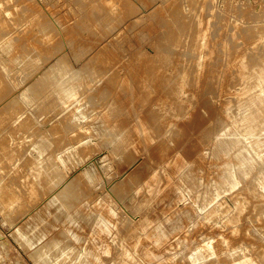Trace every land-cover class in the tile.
I'll use <instances>...</instances> for the list:
<instances>
[{"label": "rangeland", "instance_id": "rangeland-1", "mask_svg": "<svg viewBox=\"0 0 264 264\" xmlns=\"http://www.w3.org/2000/svg\"><path fill=\"white\" fill-rule=\"evenodd\" d=\"M0 2L4 3L3 6H6L5 8L11 9L13 6H15L16 12L10 17H3L0 15V33L4 34V38L10 40H8V43L11 42L10 44L13 45L11 46L8 44V47L10 48V52L8 53L9 58H13V64H9L11 68H9L10 75H6L5 77L3 75L1 79L5 91L0 93V196L3 198L8 197L18 199L14 205L0 207V264H37L33 257L35 249L38 248L37 246L44 244L45 241H50L51 238L62 239V244L67 246V253L60 257L61 260L53 259L51 264H89V257L87 258V255L85 254L88 247L93 249L96 248L95 250L97 255L100 257L99 262H102L101 264H123L122 262L124 260V256L122 255L124 254L123 251L127 247L126 245H128L127 242L130 240V236L135 239L138 237V235H140V225L142 224V221L147 217V215L154 211L153 203L162 192V189L165 185V178L168 174L170 163L172 162V157H169V159L167 158V161L164 164L165 166H156L154 163L148 160V155L144 154V150H141L140 152L135 153L133 158H127L124 156V161L120 164V156L124 155L127 143L124 142L126 146L125 147L123 143L121 144V142H114V144H110L108 140L106 141V139L113 138V135L115 136L116 133L121 129L127 128L129 131V129H135L136 127L138 128L139 126H137V121L148 120V109L153 107L154 104L159 103L157 97L159 95L156 91L151 90L147 96L143 97V95L141 96L139 92L142 88L138 85L136 86V83L134 85L131 82V66L134 64V60L137 59L141 52L149 54L156 53L160 49L161 43H166V30L168 29L167 21L172 17L178 16L174 13V11H177V9H179L183 14H200L199 16L201 18H205L207 21H209L208 41L209 44H216L218 43V40H220L221 36L222 38H229L231 35H233V32L235 31V24H240L242 21L244 22V19L245 22L249 20L253 21L256 12L257 17L255 16V19L257 18L256 20L260 19L261 21L254 23H257L259 26H262L261 24L264 25V0H0ZM113 8L114 12H111ZM239 11L240 16L237 13ZM28 17L30 20H26ZM220 17H222L224 20ZM236 17L238 20H236ZM255 19L254 21H256ZM229 26H231L233 29ZM50 28L53 31H51ZM243 28L244 26L242 29ZM210 32L212 34L211 37ZM12 36H14L15 42H13ZM237 38L238 39L234 40L233 43L235 45L236 43H238V45L241 44L236 48L239 49V52H242V50L247 48V45L244 40L239 37V35ZM35 39L40 43L35 42ZM11 48L13 49V53ZM28 49L30 50L28 51ZM216 50L217 48L215 49V59H217V56L219 55L218 50ZM16 53H18L20 57L22 56L23 58H20ZM8 54H4L3 52L0 53L1 57L3 58H6ZM17 56L18 58H16ZM23 61H25V63H23ZM217 70L218 67L213 69L215 74ZM68 71L72 73V75H70ZM206 75L207 73L203 74V76L198 80V86L193 85L190 88L191 90L189 89L191 94H195L198 102L201 99V80H205ZM225 82V87L232 88L234 83H236V79L234 77L232 78V76H229ZM26 87L27 91L25 90L22 93L23 95L21 94L19 96L21 90ZM55 88L57 89L55 90ZM95 88L96 90H94ZM36 92H38V94ZM72 94L77 96L78 99L80 98L78 101L79 103L74 102V99L70 97ZM11 99L16 100L13 106L4 109ZM13 107L15 108L10 111V109ZM194 109L191 110L192 114L196 115L198 111L200 112L198 108H196V110ZM96 111L98 112V116ZM20 113L24 114L22 121L17 125H13L12 118H15L16 115H19ZM234 113L236 117L241 114V112L238 111H234ZM194 115L191 117L192 121L196 119ZM203 117L204 120H208L210 118V112H205ZM182 119L183 118H177L175 120L178 122H186L187 120L186 118L183 120ZM101 121L105 122L103 123ZM72 127L73 129H71ZM111 127H113L114 131ZM188 128H193V130H195L194 127H187L184 129ZM109 132H111V134ZM107 133H109L110 137ZM132 134L136 133L133 132ZM22 135L24 136L22 137ZM84 136L87 138L86 140ZM74 144H76V146ZM117 146L119 150L116 149ZM12 148H14V150ZM28 148L30 151L27 150ZM208 148L205 151H208ZM261 149L258 150L259 152H257L258 154L260 153L262 157H264V150ZM205 151L204 156L207 157L208 155L207 159L203 158L202 160H195L192 158V160H195H193L195 162L193 168L196 169L195 171H197L195 172V176L198 175V178L201 177V182L198 183L199 185L197 184L195 191L192 193L184 189L183 193H181L180 199L175 204V207H193V209L191 208L193 211V216L191 220L188 221V226L186 225V227L182 231H179V233L172 234L170 237L171 239L169 238V240H167L162 245V249H165L162 256L163 258L161 257L158 261L160 263L148 262L147 264H200L203 261L193 263L192 260L188 258L189 254L194 253L198 244L204 243V241L207 240L213 239V244H215V246L218 245L222 237L231 242V249L238 248L237 251L232 253L234 258L236 256V258H238L242 255V252L239 249L244 245L242 243L244 242L246 234L243 233L246 231V229H249L250 236H248V238H250L251 241L256 244H263L253 239L254 236L261 237V234H255L256 231H254L257 229L255 225L259 224L260 222L251 221L250 217L247 215L250 212L251 204H249V209L247 206L244 208L245 210L243 209L241 212L242 216L240 215L239 221L234 224L236 226V231L233 230V225L225 219H213V221L206 220L204 217L205 214H203L206 212V210H200L197 206H195V194L197 195L200 190L203 192V190L206 188L205 184L207 185L214 175V177L217 178L215 173V169H218L217 165H219L220 162L222 163V161H225V159H229L223 157V159L212 158L215 161L214 162L211 159L213 155L210 150L208 151L209 154ZM116 152L118 154H116ZM250 152L254 153L252 151ZM20 154L23 158H21ZM31 156L32 159L33 157L36 159L32 160ZM217 160L219 162H217ZM203 161L205 162L203 163ZM196 162L199 164V166H197L198 164ZM204 164H208V166ZM202 165L204 167H202L203 170L201 169ZM209 166H211L212 171ZM152 167H159V171H157L158 180L161 177L159 181H156L157 184L153 185V192L149 191L150 189H146V187H137L139 192L137 190V192H135L134 188H129L130 181L126 183L129 179V176L126 177L127 173L135 175L138 180L141 179L142 176V179L145 181L143 175L146 174V171H152V169H155ZM197 167L200 171V174L198 173L199 171ZM9 171H11V173ZM2 177L4 178L1 179ZM8 178H10V180ZM50 178H52V181ZM143 180L139 182H143ZM13 181L15 183H13ZM203 181L204 184H202ZM177 182L180 183V181ZM155 186H157V188L154 190ZM240 186L241 184L237 186L238 188H234L232 191L227 190L228 194H226L227 191L222 192L221 195L218 196L215 203H221L222 205L224 204L223 207L225 208L231 207L232 198L230 196L234 190H238ZM116 189L121 191L118 192ZM50 194L56 195L58 199L60 198L59 203L60 205H63L62 216L67 212H74L77 208L82 206L83 203H87V206L90 204L88 208L93 209L94 205L101 206L102 202L104 201L103 206H98L91 210H95L96 212L98 211V215L102 214L104 217H106V219L110 218V233L106 235L107 237L103 236L100 238V242L97 240V244L99 245L97 246L95 245L96 243H92L90 237L84 236L85 239L83 238L81 241H76L67 233L64 234L63 231L65 226L63 222L57 221L54 228H52L50 232L51 234L46 239L41 240L38 244H35L30 248L23 240L17 239L19 238L16 231L18 227L17 225H21L26 214L32 211L31 209L40 206L39 203L50 197ZM222 194H224V196ZM97 201L98 204H96ZM25 209L27 210V213ZM108 209L109 213L107 215L106 210ZM96 212L95 214H97ZM168 212L169 211H166L165 214L167 215ZM61 224L63 225L61 226ZM91 224H93V221L88 225L83 226L81 223V226H78V228L75 230L78 232L80 229H82L83 232L89 234V232L92 230ZM130 227H132V229ZM222 234H224V236H222ZM182 239L183 242L180 243L179 241ZM74 241L76 244H74ZM121 242L123 243L120 244ZM102 245L109 246L110 248L113 246L114 249L112 248L110 250H113V252H103V250H101ZM109 247L108 250L110 249ZM77 248L80 249V251ZM83 249H85L84 252ZM119 250H121L120 252L122 254L119 252ZM100 252L101 254H99ZM217 252L218 250L215 251V257H208L207 252H205L208 258L206 259L207 261L201 264H211V262L215 260L213 258L219 257V252L218 254ZM80 253L83 256H80ZM71 254L74 259L71 257ZM177 257L179 259H177ZM81 258L82 263H79L78 261H81ZM137 258L139 257L135 255V259ZM229 259L231 260V258L226 260L227 264H231ZM85 260L87 262H85ZM185 261L187 262L185 263ZM48 263L50 264V262Z\"/></svg>", "mask_w": 264, "mask_h": 264}, {"label": "bare ground", "instance_id": "bare-ground-1", "mask_svg": "<svg viewBox=\"0 0 264 264\" xmlns=\"http://www.w3.org/2000/svg\"><path fill=\"white\" fill-rule=\"evenodd\" d=\"M3 4H4L3 2H0V15L1 16L10 17L16 13L15 12V6H13V8L10 7L11 9H9V8H5L6 6L4 7ZM227 4H228V2H227ZM240 5H243V4H240ZM231 7H232V5H231ZM111 12H114V8L111 10ZM229 12H231V11H229ZM262 12H263V10H262ZM174 13L177 14L178 16L172 17L171 19H169L167 21V24H168L167 28L168 29L166 30V39H167L166 43H161L160 49L154 54L141 52V54L137 57V59L134 60V64H132V66H131L132 71H131V75H130V80L134 85L136 83V86L138 85L139 87L142 88L141 90L139 89L141 96L143 95V97H145L151 92V90H154L159 95V96H157L159 103L154 104V106L151 108L148 107L149 111H148L147 115L149 118H148V120H145V121H140V120L137 121V126H139L138 128L136 127L135 129H129V131H128V129L124 127L125 129H121L120 131H118L115 136L113 135L115 133L114 132L112 134L113 138H111V139H106L104 136L106 141L108 140V142L110 144L111 143L114 144V142H117V143L121 142V144L122 143L124 144V142L127 143V145H126L127 147L124 144L126 149H125L124 155L120 156V160H119L120 164L124 161V156H126L127 158H133L134 154L137 152H140L141 150L142 151L144 150V154L148 155L147 157H148L149 161L154 163L156 166H160V167L165 164V162L167 161V158L169 159V157L170 158L172 157V162L170 163V166L168 169L169 171H168V174L165 178L166 179L165 185L162 189V192L155 199V201L153 203L154 211H152L149 215H147V217L142 221V224L140 225V230H141L140 235H138V237L135 239H133V237L130 236V240L127 242L128 245H126L127 247L123 251L124 254L122 256H124V260L122 259L123 260L122 263L123 264H147L148 262L149 263L150 262L160 263L158 261L163 256V252L165 249V248L162 249L163 248L162 245L167 240H169V238L171 237L172 234L179 233V231H182L186 227L188 221L191 220V218L193 216V211H192L193 207H191L192 209L189 207H175V204L180 199L181 193H183L184 189L186 191L192 193L193 191H195L197 184L199 182H201V180H200L201 177L198 178V175L195 176V172H197V171H195L196 169L193 168L195 165L194 161L195 160H202L203 158L207 159L208 155L206 154L207 157H205L204 151L207 150V148L209 147L208 151L210 150V152L213 155V157L209 156V157H211V159L212 158L217 159V158H222V157L223 158H229V159L228 160L225 159V161H222V163L220 162L221 164L219 163V165H217L218 169L217 170L215 169V173L217 175L216 176L217 178L214 177L215 175L214 176L212 175L215 179L213 177H212L213 179L210 177L211 181L209 183L207 181L208 184L207 185L205 184V186H206L205 189L203 186V189H204L203 192H201V190H200L201 193L198 192L197 195L195 194V197H194L195 198V206H197L200 210H206V212L203 213V214H205L204 217L206 220H212L213 221V219L214 220H218L220 218L225 219L230 224L233 225L232 226L233 230L236 231V228H235L236 226L234 224L239 221V217H240L243 209L246 208V206L249 209V204H251L250 212L247 215L250 217L251 221L260 222L259 224L255 225V227H257V229L254 230V231H256V233L255 232L254 233L255 234H261V237L254 236L253 239H255L258 242L263 243V244H256L253 241H251L250 238H248V236H250L249 229H246V231L243 233V234H246L244 242L242 243L244 245L242 247H240V249H239L242 252L241 253L242 255L240 257L236 258L237 257L236 256L234 258V255L232 253L237 251L238 248L237 249L236 248L231 249L232 248L230 245L231 242L229 240H227L226 238L224 239V237H222V239H220V242L216 246H215V244H213V239L207 240V241H204V243L198 244L197 247L195 248V251L193 250L194 253L189 254L188 258H190L193 263H197V262H201V261H203L201 263H204L205 261H207L206 259L208 257H213V256L215 257V251L218 250L219 254H218V252H217V254L219 255V257L213 258L215 260L212 262L208 260L209 262H211V264H227L226 260L228 258H231V260L229 259L231 264H264V157H262L260 155V153L258 154V152H259L258 150H260L261 148H264V134H263L264 133V25L261 24L262 26H259L257 23H254V22L261 21L260 19H258V20H256L257 18L255 19V16L257 17V15H256L257 12H256L254 15V19L256 21H254V19H253V21L249 20V21L245 22V19L243 17L244 22L242 21L240 24H235V26H234L235 31L233 32V35H231L229 38L228 37L222 38V36H221L220 40H218V43L209 44V41H208L209 21H207L205 18H204L205 20L203 18H201L199 16L200 14L199 15L183 14L179 9H177V11H174ZM237 13L240 16V14H239L240 11ZM222 17H220V18L223 19ZM237 17H236V20H238ZM238 18H240V17H238ZM24 19H26V18H24ZM250 19H252V18H250ZM26 20H30V18L28 17ZM25 23H26V21H25ZM243 26H244V28L242 29ZM229 27H231V26H229ZM50 30L53 31L51 28H50ZM3 31H5V30H3ZM19 31H18V34H19ZM9 32H7V33H9ZM226 33H227V31H226ZM9 34H7V35H9ZM48 34H49V32H48ZM211 35L212 34L210 32V37H211ZM223 35H224V33H223ZM238 35H239V37H241L244 40V42L247 45V48H245V50H242V52H239L238 51L239 49L236 48L237 46H240L241 44L238 45V43H236V45H235L233 43L234 40L238 39L237 38ZM4 36H5L4 34L0 33V53L3 52L4 54H8L10 52V48L8 47L9 46L8 44H10L11 42L8 43L9 39L7 40L6 38H4ZM12 37L11 38H12L13 42H15L14 36H12ZM35 38H36V36H35ZM33 42H34V40H33ZM35 42L40 43L37 40ZM11 46H13V45H11ZM36 46H37V44H36ZM14 47H16V46H14ZM216 48H217L218 54H219L217 56V59H215V49ZM157 49H158V47H157ZM12 50L13 49L11 48V51ZM29 50L30 49H28V51ZM14 51H15V48H14ZM34 51H36V50H34ZM41 51H42V49H41ZM12 53H13V51H12ZM18 53H16V54H18ZM26 54H28V53H26ZM19 57H20V55H19ZM27 57H26V59H27ZM16 58H18V56ZM12 59L9 58V54L7 55L6 58L1 57V55H0V93L5 91V89L3 88L1 79H2L3 75H4V77L6 75L7 76L10 75L9 70L11 68H10L9 64L12 63ZM14 60H15V58H14ZM33 61H34V59H33ZM35 61H36V59H35ZM23 63H25V61H23ZM215 67L216 68L218 67L216 74L213 71V69ZM205 73H207V75H206L205 80H203V81L201 80V86H202L201 99L199 98L200 101L198 102L197 101L198 99L196 98L195 94L194 93H193L194 95L191 94L189 92V89L193 85H197L199 82L198 80ZM1 74H2V76H1ZM70 75H72V73H70ZM229 76L230 77L232 76V78L234 77L236 79V83H234V86H232V88L224 86V82L227 80V78ZM72 85H73V83H72ZM42 88H43V86H42ZM40 89H41V86H40ZM56 89L57 88H55V90ZM25 90L27 91V87L23 88L21 90L19 96ZM94 90H96V88ZM106 91H107V89H106ZM36 93L38 94V92H36ZM59 93H61V92H59ZM70 97H72L74 99V102H76V103L80 99V98L78 99L77 96H75L73 94L70 95ZM138 97H140V96H138ZM99 99H100V97H99ZM15 101L16 100L11 99L8 102V104L5 106L4 109L12 107ZM122 106H123V104H122ZM195 107L200 110V112L198 111L196 115L191 113V110L194 109ZM14 108L15 107L11 108L10 111L13 110ZM123 108H124V106H123ZM196 108L194 110H196ZM139 110H140V108H139ZM64 111H66V110H64ZM207 111L210 112V118L208 120H204L203 116H204L205 112H207ZM234 111L235 112L236 111L241 112V114L238 117H236ZM73 113H75V112H73ZM93 113H92V115H93ZM96 113L98 116L97 111H96ZM117 113H118V111H117ZM23 115H24L23 113H20L19 115H16L15 118H12L13 119L12 124L13 125L19 124L22 121ZM88 115H90V114H88ZM132 115H134V114H132ZM132 115H131V117H132ZM193 115L196 118V119L194 118L195 119L194 121H192V118H191V117H193ZM122 116H124V115H122ZM141 116H139V117H141ZM87 117H89V116H87ZM177 118H183V119L186 118L187 120H186V122H178L175 120ZM205 119H207V118H205ZM129 121H131V120H129ZM86 122H88V121H86ZM101 122H103V121H101ZM91 123H92V121H91ZM84 127H86V126H84ZM187 127H194L195 130H193V128L184 129ZM111 128L113 130V127H111ZM71 129H73V127ZM85 130H84V132H85ZM90 130H92V129H90ZM117 130H118V128H117ZM47 132H45V133H47ZM133 132H135L136 134H132ZM109 133L111 134V132H109ZM109 133H107V134L109 135ZM25 134H27V133H25ZM108 135H107V137H108ZM23 136L24 135H22V137ZM109 137H110V135H109ZM84 138H85V136H84ZM86 139L87 138H85V140ZM129 142H130V144H129ZM76 144H74V145L76 146ZM110 144H108V145H110ZM12 149L14 150V148H12ZM116 149H118V146L116 147ZM27 150H29V148ZM261 150H264V149H261ZM208 151H205V152H208ZM250 151H252L254 153H251ZM32 152H33V150H32ZM26 153H27V151H26ZM77 153H79V152H77ZM119 153H120V151H119ZM122 153H123V151H122ZM30 154H31V152H30ZM116 154H118V153L116 152ZM208 154H209V152H208ZM261 154H263V153H261ZM138 155H139V153H138ZM20 156H21V154H20ZM32 156H34V155H32ZM32 156H31V159H32ZM16 157H18V156H16ZM139 157H140V155H139ZM21 158H23V157L21 156ZM55 158H57V157H55ZM65 158H66V156H65ZM192 158H194L195 160L193 159L194 160L193 161ZM35 159L33 157L32 160H35ZM57 159H56V161H57ZM47 160H48V158H47ZM76 160H77V158H76ZM141 160H142V158H141ZM204 162L205 161H203V163ZM217 162H219V161L217 160ZM209 163H210V161H209ZM17 164H18V162H17ZM214 164H216V163H214ZM47 165H49V164H47ZM204 165H206V164H204ZM166 166H167V164H166ZM197 166H199V164ZM206 166H208V164ZM202 167H203V165L201 166V169L203 170L204 167L203 168ZM209 167L212 171L211 166H209ZM152 168H155V167H152ZM164 169H166V168H164ZM193 169H194V171H193ZM197 169H198V167H197ZM48 171H49V169H48ZM157 171H159V167L152 169V171H146L147 176H146V174L143 175V178H145V181L142 179V176H141V179L138 180V178L135 177V175L127 173L126 177L129 176V179L126 183H128L130 181L129 188L130 189L134 188L135 192H137L139 190L138 188H141V187H143V188L146 187V189H150L149 191L153 192V189H152L153 185L157 184L156 181H159L161 178L160 177L158 180ZM198 171H199V169H198ZM211 171H210V173H211ZM9 172L11 173V171H9ZM203 172H201V173H203ZM198 173L200 174V171ZM6 174H7V172H6ZM203 174H205V173H203ZM4 177H2L1 179H3ZM146 178H147V180H146ZM8 179L10 180V178H8ZM134 179H135V181H134ZM13 180H15V179H13ZM50 180L52 181V178H50ZM141 180H143V182H139ZM177 181H180L181 184ZM174 182H175V184H174ZM13 183H15V182L13 181ZM139 183H140V185L141 184L142 185L140 186ZM202 184H204V181ZM202 184H201V186H202ZM239 184H241L240 188L238 190H234V192L231 194V196L229 195L232 198V200H231L232 206L231 207L225 208V207H223L224 204L222 205L221 203H215L218 196L221 195L222 192L227 191V190L232 191L234 188H238L237 186ZM156 188H157V186H155L154 190ZM117 191L119 192L121 190H117ZM144 194H146V193H144ZM224 194H222V195L224 196ZM226 194H228V191ZM226 196H228V195H226ZM60 197H61V195H60ZM65 198H67V197H65ZM59 199L56 195H51L50 197L46 198V200L39 203L40 206H38L34 209H31L32 211H30L29 213H27V210L25 209L27 214H26V216L24 215L25 218L23 220V223L21 225H17L18 227H17L16 231H17L18 236H19V238H17V239L23 240L31 248L35 244H38L41 240L46 239L51 234L50 232H51L52 228H54L55 223L57 221H61V222H63V224L65 226L64 231H63L64 234L67 233L71 238H74L76 241H81L84 238V236L90 237V240H92V243H96L95 245L99 246L97 244L98 243L97 240H99L103 236L107 237L106 235H108L110 233L109 225H111V223H109L110 218H107L108 219L107 220L106 217H104L102 214L98 215V213H97L98 211L97 212L95 210L92 211L95 207H98L99 205H97V206L94 205V208L93 209L91 208L92 209L91 210L90 208H88V206L90 204L87 206V203H83V205L80 206L79 208H77L74 212H72V213L67 212L62 216V210H63L62 206L63 205H60ZM219 199H220V197H219ZM17 200H18L17 198H8V197L3 198L2 196H0V207L1 206L4 207V206H9V205H14ZM100 202H101V200H100ZM103 202H102L101 206H103ZM93 203H96V202H93ZM96 204H98V201ZM101 206H99V207H101ZM100 210H102V209H100ZM106 211H107V215H108L109 209ZM166 211H169L167 215L165 214ZM95 212L97 214H95ZM100 213H102V212H100ZM164 215H166V216H164ZM243 217H245V216H243ZM21 219H23V218H21ZM21 219H20V221H21ZM18 220H19V218H18ZM92 221H93V224H91L92 230L91 231L89 230L90 231L89 234H86V232H83L82 229H80L78 232L75 230L76 228H78V226H81L80 225L81 223L83 226V225H88ZM196 221H198V220H196ZM220 221H222V220H220ZM6 223H7V221H6ZM63 224H61V226ZM214 227H215V225H214ZM130 228L132 229V227H130ZM211 230H212V228H211ZM239 234H238V236H239ZM52 236H53V234H52ZM175 236H176V234H175ZM222 236H224V234H222ZM240 236H241V234H240ZM62 241H63L62 239L51 238L50 241H47V242L45 241V243L41 244L40 246L36 245L38 248L35 249V251L33 253V257L36 260L37 264H49L48 262H50V264H51L53 259L61 260L60 257L67 253V246L62 244ZM103 241H104V239H103ZM171 241H173V240H171ZM99 242H100V240H99ZM179 242L180 243L183 242V239ZM122 243L123 242H121L120 244H122ZM74 244H76L75 241H74ZM23 245H24V243H23ZM102 247H101V250H103V252H107V253H108V251H109V253L113 252V250L112 251H110V250L112 248L114 249L113 246H112V248H110L109 246H103L102 245ZM108 247L110 248L109 250H108ZM73 248H74V246H73ZM123 248H124V245H123ZM80 249H78V250L80 251ZM95 249L89 248V247H88V249H86L85 254L87 255V258L89 257L88 258L89 260L88 259H86V260H88L89 264H101L102 263V262H99L100 257L97 255ZM79 251H77V252H79ZM84 251H85V249H83V252ZM120 251L121 250H119V252ZM205 252H207L208 257L205 254ZM81 253L79 255L83 256V255H81ZM72 254H71V257H72ZM99 254H101V252ZM111 255H113V254H111ZM135 255H137L139 258L135 259ZM238 255H240V254H238ZM108 256H109V254H108ZM108 256H106V257H108ZM122 256H121V258H122ZM177 259H179V258L177 257ZM68 260H69V258H68ZM86 260H85V262H87ZM117 260H119V259H117ZM54 262H56V261H54ZM78 262L82 263V258H81V261H78ZM186 262L187 261H185V263ZM168 263H170V262H168Z\"/></svg>", "mask_w": 264, "mask_h": 264}]
</instances>
